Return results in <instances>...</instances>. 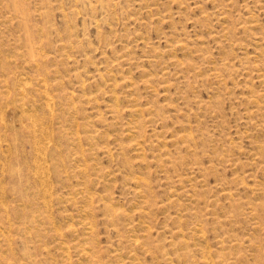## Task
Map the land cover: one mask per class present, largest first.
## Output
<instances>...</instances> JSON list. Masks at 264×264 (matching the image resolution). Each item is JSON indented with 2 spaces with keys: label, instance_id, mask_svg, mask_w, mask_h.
I'll return each instance as SVG.
<instances>
[{
  "label": "rangeland",
  "instance_id": "obj_1",
  "mask_svg": "<svg viewBox=\"0 0 264 264\" xmlns=\"http://www.w3.org/2000/svg\"><path fill=\"white\" fill-rule=\"evenodd\" d=\"M137 263L264 264V0H0V264Z\"/></svg>",
  "mask_w": 264,
  "mask_h": 264
},
{
  "label": "bare ground",
  "instance_id": "obj_2",
  "mask_svg": "<svg viewBox=\"0 0 264 264\" xmlns=\"http://www.w3.org/2000/svg\"><path fill=\"white\" fill-rule=\"evenodd\" d=\"M41 81V80H40ZM45 90V89H44ZM51 96V95H50ZM47 98V97H46ZM49 98V97H48ZM50 99V98H49ZM116 99V98H115ZM48 100V99H47ZM51 100V99H50ZM52 102V101H51ZM53 102H54V100H53ZM52 108V107H51ZM53 111V110H52ZM50 115H51V113H49ZM27 117H28V115H27ZM32 121V120H31ZM36 121V120H35ZM37 123V122H36ZM35 123V124H36ZM33 128V127H32ZM40 129H42V128H40ZM42 133V132H41ZM190 140V139H189ZM38 144V143H37ZM9 146V145H8ZM41 148H42V146H41ZM44 148V147H43ZM37 149V148H36ZM38 152V151H37ZM39 153V152H38ZM42 154H44V153H42ZM42 154L40 155V156H42ZM46 154V153H45ZM44 154V155H45ZM115 216V215H114ZM121 216V215H120ZM198 228V227H197ZM85 231V230H84ZM10 242V241H9ZM210 255V254H209ZM89 258V257H88ZM138 264V263H137Z\"/></svg>",
  "mask_w": 264,
  "mask_h": 264
}]
</instances>
